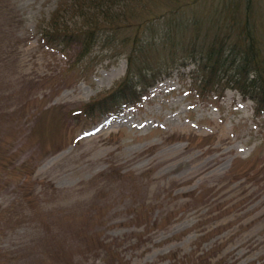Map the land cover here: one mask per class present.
Returning a JSON list of instances; mask_svg holds the SVG:
<instances>
[{
	"label": "rangeland",
	"instance_id": "obj_1",
	"mask_svg": "<svg viewBox=\"0 0 264 264\" xmlns=\"http://www.w3.org/2000/svg\"><path fill=\"white\" fill-rule=\"evenodd\" d=\"M57 2L0 0V264H264L262 114L232 89L201 98L174 71L100 117L95 101L126 73L133 23L153 19L136 34L133 68L169 58L156 40L168 2L127 5L121 27L96 33L79 58L74 37L39 43ZM221 7L199 0L173 17V50L241 23L243 4ZM248 22L264 35V0Z\"/></svg>",
	"mask_w": 264,
	"mask_h": 264
},
{
	"label": "trees",
	"instance_id": "obj_2",
	"mask_svg": "<svg viewBox=\"0 0 264 264\" xmlns=\"http://www.w3.org/2000/svg\"><path fill=\"white\" fill-rule=\"evenodd\" d=\"M156 1L163 2V0H58L49 20L37 25L39 43L52 49H62L70 44L71 38L68 37H74L79 44L77 57H85L89 52V46L94 43L96 33L111 27L113 34L121 27L120 22L126 17L127 5L132 7L137 3L145 5ZM164 1L168 4L164 5L159 17L163 18L165 23L161 27L162 36H156V40L158 38L163 50L166 49L169 58L157 68L151 69L152 67L149 68L144 63V66L133 68V61L139 58L138 51L141 47L136 34L142 33L141 27L148 26L147 21L153 19L133 23V30L138 32L130 41L126 73L117 87L95 101L100 106L98 111L100 117L115 118L126 107H134L135 103L146 96L150 87L173 76L176 71L178 79L190 85L191 93L195 91L194 93L202 98L213 96L214 93L223 92L225 89H232L243 99L251 101L255 114H262L264 118V35H258L251 27L253 25L248 22L255 0H217L224 14L231 11L229 8L243 4L245 12L241 23L229 22L232 31L222 36L216 35L205 46L199 39L196 40L198 35L193 34L194 39L176 51L172 47L173 34L170 35L174 29L169 23L173 17H181L182 10L199 0ZM94 15L99 20L98 18L93 20ZM80 16L82 18L80 25L72 27L68 26L67 20L64 21L66 17L71 21ZM193 21L198 22L196 18ZM177 31L179 30L176 26ZM184 51L185 54L182 56ZM188 62L191 68L183 71ZM88 105L90 107L87 110L81 111L85 118L93 117V104Z\"/></svg>",
	"mask_w": 264,
	"mask_h": 264
}]
</instances>
